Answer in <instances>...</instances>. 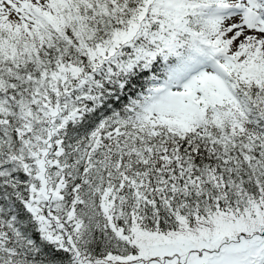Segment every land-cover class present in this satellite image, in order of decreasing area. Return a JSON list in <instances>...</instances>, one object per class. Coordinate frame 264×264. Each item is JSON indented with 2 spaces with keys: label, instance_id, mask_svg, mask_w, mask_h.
I'll use <instances>...</instances> for the list:
<instances>
[{
  "label": "snow or ice",
  "instance_id": "obj_1",
  "mask_svg": "<svg viewBox=\"0 0 264 264\" xmlns=\"http://www.w3.org/2000/svg\"><path fill=\"white\" fill-rule=\"evenodd\" d=\"M0 264H264V0H0Z\"/></svg>",
  "mask_w": 264,
  "mask_h": 264
}]
</instances>
